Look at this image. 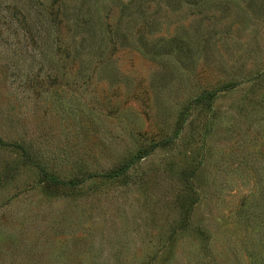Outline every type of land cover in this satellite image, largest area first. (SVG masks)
I'll list each match as a JSON object with an SVG mask.
<instances>
[{
	"label": "rangeland",
	"instance_id": "obj_1",
	"mask_svg": "<svg viewBox=\"0 0 264 264\" xmlns=\"http://www.w3.org/2000/svg\"><path fill=\"white\" fill-rule=\"evenodd\" d=\"M0 264H264V0H0Z\"/></svg>",
	"mask_w": 264,
	"mask_h": 264
},
{
	"label": "trees",
	"instance_id": "obj_2",
	"mask_svg": "<svg viewBox=\"0 0 264 264\" xmlns=\"http://www.w3.org/2000/svg\"><path fill=\"white\" fill-rule=\"evenodd\" d=\"M211 94L212 92L203 93L202 95H199L196 98V100L203 101L204 98H207L206 96L211 95ZM191 108H192V105L190 104L189 107L186 109L185 115L183 116V119L181 120L179 124V129L183 127V124ZM21 150L24 151L25 155L28 157V152L24 148H22ZM141 156H142V153L139 151L138 153L134 154L129 160L125 161L124 163L117 166L116 168L107 171L105 176L115 178V177L125 174L128 171V169H130L141 158ZM41 170L43 174L42 182L50 183L53 186H56L57 188L61 187L62 185L61 181L54 174L48 173V171H46L44 168H42Z\"/></svg>",
	"mask_w": 264,
	"mask_h": 264
}]
</instances>
